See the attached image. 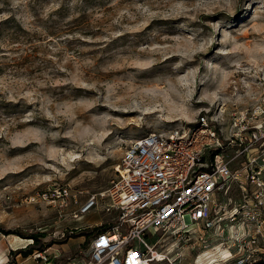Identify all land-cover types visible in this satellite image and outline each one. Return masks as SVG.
<instances>
[{"label": "rangeland", "instance_id": "obj_1", "mask_svg": "<svg viewBox=\"0 0 264 264\" xmlns=\"http://www.w3.org/2000/svg\"><path fill=\"white\" fill-rule=\"evenodd\" d=\"M263 94L264 0H0V264H36L32 236L68 264L111 223L101 193L132 141L202 116L229 137ZM234 229L187 234L172 263L263 261Z\"/></svg>", "mask_w": 264, "mask_h": 264}, {"label": "built area", "instance_id": "obj_2", "mask_svg": "<svg viewBox=\"0 0 264 264\" xmlns=\"http://www.w3.org/2000/svg\"><path fill=\"white\" fill-rule=\"evenodd\" d=\"M232 119L225 138L202 116L199 127L132 141L101 193L111 223L68 264H174L170 251L177 240L228 226L257 246L264 239V94ZM238 182L245 192L249 184L251 194L239 206L230 195ZM96 205L93 198L84 211ZM49 254L36 250V264H53Z\"/></svg>", "mask_w": 264, "mask_h": 264}, {"label": "trees", "instance_id": "obj_3", "mask_svg": "<svg viewBox=\"0 0 264 264\" xmlns=\"http://www.w3.org/2000/svg\"><path fill=\"white\" fill-rule=\"evenodd\" d=\"M108 225H102L101 227H96L93 229H90V231L85 232L86 234L90 235V234H95L98 233L104 229L107 228ZM84 235V234H81ZM71 235L68 233V235H66L63 239H62V243L67 242L68 238ZM32 238L34 239L33 244L29 245V248L26 250H21L20 253H23L25 256L31 254L34 250H38V249H42L43 245L40 241V239H38L36 236H32ZM251 264H264V260L263 261H258L257 259H255V261H253Z\"/></svg>", "mask_w": 264, "mask_h": 264}]
</instances>
